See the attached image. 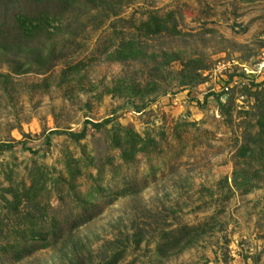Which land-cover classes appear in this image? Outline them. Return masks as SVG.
Masks as SVG:
<instances>
[{"label":"rangeland","instance_id":"374dc122","mask_svg":"<svg viewBox=\"0 0 264 264\" xmlns=\"http://www.w3.org/2000/svg\"><path fill=\"white\" fill-rule=\"evenodd\" d=\"M96 1L63 13L58 31L49 27L52 35L32 39L51 63L46 71L33 66L16 73L0 53V74L7 75L0 77V143L11 146L0 150V236L37 210L74 217V194L92 189L96 178L100 186L137 190L108 204L94 198L87 222L71 229L67 223L55 243L17 260L0 251V264H100L115 255V264H264V171L245 170L255 185L249 191L232 183L233 171L245 169L238 147L246 132L257 130L249 93L264 91V0ZM0 8L7 29L13 13L57 9L33 0H0ZM151 14H170L166 25L177 32L146 35L140 24ZM129 38L143 55L111 57ZM81 62L78 72H64ZM191 70L199 74L196 82L180 85ZM128 86L137 90L132 103L124 95ZM214 94H221L224 110ZM105 118L112 120L99 128L87 123L78 141L49 135ZM114 126L153 144L125 163L110 146ZM67 162L79 171L72 179ZM35 180L30 202L24 194ZM14 196L18 203L8 210ZM183 226L200 227V238L183 249L184 240L162 245Z\"/></svg>","mask_w":264,"mask_h":264},{"label":"trees","instance_id":"16d2710c","mask_svg":"<svg viewBox=\"0 0 264 264\" xmlns=\"http://www.w3.org/2000/svg\"><path fill=\"white\" fill-rule=\"evenodd\" d=\"M34 2L46 1V3H55L56 10L51 12L47 10H37L34 13H13L12 17V27L10 29L6 28L5 17L0 8V53L10 57L12 61L13 71L16 73L27 72V69L35 67L38 72L46 71L51 66V63L47 60L45 56H39L37 47H32L30 45L33 38L39 36L40 33H47L50 36L53 30H49V27H53L58 31V26L60 23V17L66 11L75 12L74 9H82L88 6L90 3L93 7L98 6L99 3L96 0H33ZM170 14L166 15V18L158 17L154 14L149 15V17L141 22L140 27L145 31L146 35H155L163 31H175L177 32L174 24H171L168 28L166 25V19L169 18ZM56 22V25H52ZM52 28V29H53ZM73 37H68L67 43L73 42ZM37 51V52H36ZM26 54L27 56H22ZM29 55V57H28ZM143 55L142 50L138 47L137 42L134 38L122 39L118 47L114 50L111 57L116 60L133 59ZM83 66V63H77L72 65H67L64 69L66 74H71L78 72ZM157 68V67H156ZM199 74H195L192 70L189 74L183 76L179 81L180 85H189L196 82ZM232 77V74H230ZM229 76V77H230ZM0 77H7L5 74H0ZM151 90L156 87V81L150 82ZM264 83V81H263ZM228 91V90H227ZM137 94L135 87L128 86L125 90V96L130 97ZM222 94V93H221ZM214 94L218 100V104L221 109H225V102H221L220 95ZM255 99V124L257 130L254 133L246 132L243 142L239 145L237 150V156L242 159L244 168L241 170H234L232 174V183L238 189H243V191H249L254 184L250 182V176L245 172L246 169L255 167L256 171H264V91H254L249 93ZM229 95V94H228ZM143 96L140 95V98ZM132 103V102H127ZM144 106V105H143ZM136 107V106H135ZM112 118H105L100 122H90L85 120L81 129L77 132L74 131H59L52 130L50 134H66L69 138L74 141H78L83 138L86 134V124H91L95 128L104 126L109 123ZM115 127V126H114ZM119 129L123 132L122 135L118 134ZM46 143H49V137L46 139ZM149 144H153V139L150 137H141L132 128H126L122 126H116L113 129V134L110 137V146L117 147L120 149V157L123 162H131L134 155L143 149H145ZM11 146L6 143H0V150L5 148H10ZM28 149V148H26ZM66 171L69 177L72 179L79 172L76 167L69 165V162L65 164ZM99 171V170H97ZM100 179H95V184L92 189L86 191L85 193L77 196L74 194L73 200H76L75 206L78 207V211L70 216H63L58 214H53L51 216H46L45 211L37 210L34 218L29 216L32 220L18 222L16 226H13V231L11 234L8 232L0 236V251L2 252H12L14 259H19L22 256L31 253L32 251L43 248L47 245L55 243L63 230L64 226L69 223V229L77 227L85 222H87L94 214L93 209V199L96 197H105L101 200V203L108 204L111 203L114 198L118 196H124L131 192L137 190V187L133 185H127L125 183L122 186L114 184L113 187L103 185L99 183ZM33 182L28 190L25 192L24 196L28 201H33L38 188ZM35 191V192H34ZM18 200H6V208L9 210L14 209ZM35 207L33 204L31 208ZM45 220H44V219ZM37 219V220H34ZM71 219V222L69 221ZM22 223V224H21ZM24 223V224H23ZM18 225V226H17ZM68 229V228H65ZM200 227L197 226H183L180 229V233L173 240H164L162 245L166 246H176L181 240H184L183 244L179 249H183L193 245L200 238ZM16 239V240H15ZM118 256L115 255L109 260H105L100 264H115Z\"/></svg>","mask_w":264,"mask_h":264},{"label":"built area","instance_id":"2783aa9c","mask_svg":"<svg viewBox=\"0 0 264 264\" xmlns=\"http://www.w3.org/2000/svg\"><path fill=\"white\" fill-rule=\"evenodd\" d=\"M223 90L227 91L228 86H224ZM236 244H237V242H233L231 244V248H230V256L233 258L236 257L235 254H237V252H238V250L236 249V246H237ZM233 264H239V263H236V262L234 263V260H233Z\"/></svg>","mask_w":264,"mask_h":264},{"label":"water","instance_id":"95a60500","mask_svg":"<svg viewBox=\"0 0 264 264\" xmlns=\"http://www.w3.org/2000/svg\"><path fill=\"white\" fill-rule=\"evenodd\" d=\"M227 94H222L221 100H223L224 97H226Z\"/></svg>","mask_w":264,"mask_h":264}]
</instances>
